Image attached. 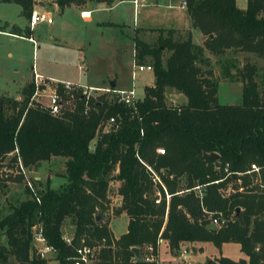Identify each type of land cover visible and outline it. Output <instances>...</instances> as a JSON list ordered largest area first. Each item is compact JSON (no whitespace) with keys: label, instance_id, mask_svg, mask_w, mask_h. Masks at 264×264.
<instances>
[{"label":"trees","instance_id":"trees-1","mask_svg":"<svg viewBox=\"0 0 264 264\" xmlns=\"http://www.w3.org/2000/svg\"><path fill=\"white\" fill-rule=\"evenodd\" d=\"M2 1L19 5L26 19L34 3ZM71 1L55 0L60 8ZM182 1L202 43H193L189 32L182 36L172 29L135 28L132 61L150 66L153 83L143 87L133 107L98 95L89 99L84 112L83 99L75 95L72 108L52 115L29 102L31 82L19 100L0 95V160L15 151L11 160L19 159L28 170L59 156L65 177L57 188H50L48 180L41 185L33 179L39 202L25 188L28 197L0 217V264L46 263L30 243V227L36 223L57 264H71L80 243L101 246L106 264H154L136 260L130 248L150 244L156 254L157 238L173 252L196 242H210L217 249L232 242L244 255L237 260L219 255L205 264H264V82L260 89L257 81L264 74L254 63L237 66L234 56L224 57L230 52L264 58V0H246L243 9L235 0ZM145 30L155 32L152 41L139 36ZM211 57L222 78L241 83L239 103L217 101ZM167 88L184 95L185 103H165ZM109 118L112 125L106 126ZM156 147L163 153L157 154ZM210 152L218 154L216 161L204 158ZM138 159L158 174L170 195L167 205L163 197L153 202L155 190L163 196L162 190ZM250 164L258 171H248ZM115 181L120 203L112 213L127 216L126 230L116 239L103 215L109 183ZM228 184L232 191L224 195L220 189ZM197 185L202 186L201 198L192 189ZM202 208L230 219L216 228L208 224ZM66 219L73 227L69 244L60 228Z\"/></svg>","mask_w":264,"mask_h":264},{"label":"rangeland","instance_id":"rangeland-1","mask_svg":"<svg viewBox=\"0 0 264 264\" xmlns=\"http://www.w3.org/2000/svg\"><path fill=\"white\" fill-rule=\"evenodd\" d=\"M136 3L138 8L132 4V0H87L83 6L69 5L61 11L56 10L53 4H46L36 9L49 11L52 24L37 23L32 31L28 32L27 22L19 5L1 1L0 29L12 32V27L17 25L20 27L17 35L21 37L0 34V95L5 94L19 100L22 88L31 82L32 69L40 71V67L46 75L81 84L107 86L108 80L115 79L114 88L128 89L132 86L135 97L141 99L143 87L151 81V72L146 69L142 71L135 69L134 78H130V73L134 69L131 37L135 28H189L191 41L198 45L202 42L199 30L187 25L183 16L184 10L179 7V0H137ZM82 8L89 10L91 14L89 19L79 17L78 12ZM28 35L34 39V45L26 39ZM154 35L155 32L148 30L139 34L148 42L152 41ZM65 45L70 48L64 47ZM233 56L237 66L249 61L256 64L261 74H264V58L246 53L226 52L224 55L228 58ZM215 60L216 58H210L212 77L217 81V101L222 104L239 103L241 83L222 78L219 64ZM79 63L81 66L77 69ZM231 72H234V69H231ZM101 80H104V84H101ZM257 81L262 89L264 75L258 77ZM93 95L96 97L99 93ZM101 95L106 101H113L111 93ZM74 101L71 97H64L63 109L72 108ZM164 101L167 104L179 105L182 99L178 92L168 88L164 92ZM92 145L93 141L90 147ZM14 153L15 151L0 160V217L9 211L10 205H15L28 197L25 189L26 178L32 181L34 176H41L38 181L43 185L46 177L59 176L64 172V159L50 157L40 161L36 167L24 169L23 175L17 162L11 160ZM59 183H61L59 178H54L49 182V186L57 188ZM33 185L35 190H38L39 187L34 183ZM229 186L230 184L222 187L220 192L227 195L230 193ZM114 191L113 183H109L108 205L114 203ZM124 218L119 216L112 220L110 227L114 235L124 230ZM69 222V219H66L62 225L69 229ZM3 240V235H0V242ZM201 244L200 251L193 247H185L187 250L191 249L189 250L191 253H187L184 258L193 264H205L206 260H212L219 254L234 260L244 256L238 250L237 244L232 242L223 243L220 250L210 242ZM182 249L183 247L180 250ZM160 250H163V246ZM168 258L171 264H181L177 257L169 255Z\"/></svg>","mask_w":264,"mask_h":264},{"label":"built area","instance_id":"built-area-1","mask_svg":"<svg viewBox=\"0 0 264 264\" xmlns=\"http://www.w3.org/2000/svg\"><path fill=\"white\" fill-rule=\"evenodd\" d=\"M137 0H132V4L138 8L136 5ZM37 4V1L34 0L32 9L27 18V26L29 30H32L37 23H46L49 24L52 22V18L50 14L46 11L37 10L34 5ZM182 5L184 6V2L182 1ZM86 14H88L86 12ZM84 12H81V16H85ZM28 41H30L34 45V40L31 36L26 37ZM135 69L138 71H142L144 69L151 70L148 65H136L134 64V69H132L130 73V78L133 79L135 76ZM31 83L33 85V91L29 98V102L38 103L40 106L45 107L48 112L52 115L60 114L63 110L62 102L64 97H71L74 99L75 95H79L83 99V111H87L89 108L88 101L90 98L94 97V93H99V95L103 93H111L113 99L117 103L124 104L128 107H133L134 102L138 100L135 97V92L133 87L131 86L128 89H119L110 86H82L80 84L72 83L64 80H57L49 77H44L38 74L34 69H32L31 73ZM43 99V100H42ZM113 122L112 118H109L106 122V126H111ZM155 152L157 154L163 153L162 147H156ZM145 168L149 171L150 180L154 185H159L163 196H161L158 189L154 192V203H158L163 197L165 205H167L169 200V194L167 193L163 183L161 182L158 174L154 172L148 165L144 164L140 159H138ZM17 165L20 171L24 175V168L21 166L19 159H17ZM248 171H258V167L254 164L249 165ZM26 188L29 192V197L34 199L36 202H39L38 195L34 188L32 181L26 178L25 180ZM201 185L194 186L192 189L196 192L197 196L201 198L202 191ZM229 190L232 191V188L229 186ZM202 212L206 215L208 219V224L213 225L218 228L224 226L230 217L223 216L222 214L213 215L211 212H207L202 208ZM70 238L66 235H62V239L65 243L69 244ZM161 241V238H157L156 245ZM30 243L34 253L39 257L46 259L47 254L53 252L51 246L46 244L45 238L43 235L42 227L39 223L33 224L30 227ZM101 249V246H90L85 243H80L76 247H74V253L71 257V264H106L100 260L98 257V252ZM143 250L145 254L142 259L145 261H154L155 264V255L153 253V247L150 244H146L143 246ZM179 254L181 255V264H193L184 258L185 250H180Z\"/></svg>","mask_w":264,"mask_h":264},{"label":"crops","instance_id":"crops-1","mask_svg":"<svg viewBox=\"0 0 264 264\" xmlns=\"http://www.w3.org/2000/svg\"><path fill=\"white\" fill-rule=\"evenodd\" d=\"M1 1H2V0H0V2H1ZM36 1H37V4L34 5L35 8H41V7L45 6L46 4H53V5H54V8H55L56 10L61 11L65 6H69V5H75L76 7L83 6L87 0H73V1H71L70 3L64 5L62 8L58 7V5L56 4L55 0H36ZM179 1H180V5H179V7H180L181 9L184 10V12H183V13H184L183 16L185 17V19H186V21H187V25L190 27V26H191V24H190V20H189L187 14H186V12H185V7L182 5V0H179ZM2 2H3V1H2ZM235 4H236L237 7L243 9V8L245 7V5H246V0H235ZM43 11H44V10H43ZM46 12H48V13L50 14L49 11H46ZM81 12H87L88 14H86L85 16H81V15H80ZM78 13H79V17L82 18V19H89V18H90V15H91L88 9H83V8H82V9H79V12H78ZM50 16H51V14H50ZM25 20H26V22H27V19H26V18H25ZM52 22H53V21H52ZM52 22L49 23V24H52ZM45 24H46V23H45ZM14 27L16 28V31H15L16 33L7 32V31H4V30H1V29H0V34H7V35H12V36H17V37H19L20 35H17V32L20 31V27H18L17 25H14ZM26 27H27V29H28V32H31V31H32V30H29L28 26H26ZM141 29H159V28H149V27H145V28H141ZM160 29H172V30H177V31L180 32V34H181L182 36H183V34H185L186 32H188V30H189V28H178V27H165V28H164V27H163V28L161 27ZM153 32H154V31H153ZM200 34H201V33H200ZM28 36H29V35H28ZM20 37H21V36H20ZM26 39H27V38H26ZM202 39H203V36H202V34H201V42H202ZM33 40H34V39H33ZM29 42H30V41H29ZM34 42H35V41H34ZM37 47H38V46H37ZM64 47L70 48V46H67V45H65ZM67 48H66V49H67ZM80 66H81V63H79V64L77 65V69H79ZM39 69H40V71H38V69L35 70V71H36L38 74H40L41 76L49 77V78H53V79H57V80H64V79H60L59 77L46 75V73L42 70V68L39 67ZM80 70H81V68H80ZM149 71L151 72V70H149ZM64 81H67V80H64ZM109 81H113L114 85L116 84V80H115V79L108 80L107 82H109ZM69 82H71V81H69ZM72 83L80 84V85H82V86H94V85H89V84H84V83L81 84V83H79V82H72ZM152 83H153V75H152V72H151V81H150V83H149L148 85H151ZM101 84H104V80H101ZM106 84H107V83H106ZM107 85H108V84H107ZM114 85H113V87H114ZM119 89H124V88H119ZM167 89H168V88H167ZM169 89H171V88H169ZM178 95H179V96L181 97V99H182V102H180V103H181V104L185 103V101H186L185 96L182 95L181 93H178ZM52 157H59V156H52ZM63 173H64V172H63ZM54 178H59V180L61 181V183H59V185L65 182L64 174L59 175V176H54V177L48 176V177H46L45 181L48 180V185H49V182H50L52 179H54ZM33 179H35V180H40V179H41V176H34ZM45 181H44V182H45ZM59 185H58V186H59ZM117 185H118V181L113 182V186H114V188H116ZM49 187H50V186H49ZM50 188H51V187H50ZM200 190L202 191V188H201ZM113 201H114L113 204L109 203V205H108V209L103 213V215H104V219H105L106 222H107V226H108V228H109V230H110V233H111L112 237H113L114 239H116L120 234L124 233L125 230H126L127 216L124 214V212H120V213H118V214H113V213H112V208L117 207V206L119 205V203H120V197H119V195H117L116 193H114ZM106 215H109V216H106ZM119 216H124V217H125V218H124V221H125V228H124L123 231L119 232L118 235H114V234L112 233V231H111L110 224H111L112 220H113L115 217H119ZM64 221H65V220H64ZM63 223H64V222H63ZM63 223H62V224H63ZM69 226H70V228L67 229L64 225H61V227H60V228H61V232L64 231V232H62V235H66V236H68V237H71V236H72V230H73V227H72L71 225H69ZM201 243H203V242H196V243H193V244L191 245V247L195 248L196 251H200L201 248H202V244H201ZM161 246H163V250H160ZM181 248H182V247H180V248L177 250V252H173V251H171V250L168 249V247H167V245H166V242H165L163 239H161V241L158 243L157 250H156L155 264H171V260L168 258L169 255H171V257H177V258H179V259L181 260V255L179 254ZM220 248H221V246H220ZM220 248H219L218 250H220ZM182 250H185L184 247H183ZM189 250H191V249H189ZM189 250L186 249V250H185V254H184L183 256H185L187 253H191ZM174 253H175V254H174ZM139 254H140V258H142L143 255L145 254V251L143 250V247H142L141 250H139ZM174 255H175V256H174ZM219 255H221V254H219ZM222 256H224V255H222ZM98 257H99L100 260L102 261L103 256L100 255L99 252H98ZM226 257H227V256H226ZM243 257H244V256H243ZM229 258H230V257H229ZM241 258H242V257H241ZM46 259H47V260H46V263H45V264H49V263H50V264H57V260H55V258H54V252H50V253H48ZM231 259H232V258H231Z\"/></svg>","mask_w":264,"mask_h":264},{"label":"water","instance_id":"water-1","mask_svg":"<svg viewBox=\"0 0 264 264\" xmlns=\"http://www.w3.org/2000/svg\"><path fill=\"white\" fill-rule=\"evenodd\" d=\"M209 36H211V35H209ZM107 84L110 87H113V85H114L113 81H109V82H107ZM204 158L207 159V160H209L210 162H214V161H216L218 159V154H216L215 152H210ZM235 176H236V173H231V177L232 178H235ZM178 211L180 213L183 212L182 209H180V208L178 209ZM237 211H238V208H235V212H237ZM98 217L99 216H96V219ZM130 251L133 253V255H134V257H135L136 260H140L139 249L137 247H135V246L131 247L130 248Z\"/></svg>","mask_w":264,"mask_h":264},{"label":"bare ground","instance_id":"bare-ground-1","mask_svg":"<svg viewBox=\"0 0 264 264\" xmlns=\"http://www.w3.org/2000/svg\"><path fill=\"white\" fill-rule=\"evenodd\" d=\"M85 14V13H84Z\"/></svg>","mask_w":264,"mask_h":264}]
</instances>
